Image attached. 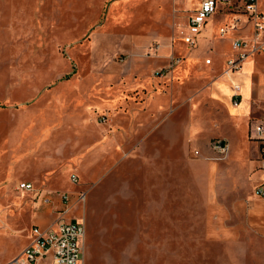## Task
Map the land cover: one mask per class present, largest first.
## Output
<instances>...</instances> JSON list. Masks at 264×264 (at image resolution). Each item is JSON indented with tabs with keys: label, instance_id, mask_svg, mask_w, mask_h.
<instances>
[{
	"label": "crops",
	"instance_id": "crops-1",
	"mask_svg": "<svg viewBox=\"0 0 264 264\" xmlns=\"http://www.w3.org/2000/svg\"><path fill=\"white\" fill-rule=\"evenodd\" d=\"M201 1L189 14L182 37L172 46L164 41L154 58L133 60L119 79L105 77L95 81L87 78L66 82L63 86L68 99L77 92L88 95L81 105L86 112L109 116L107 122L99 123L96 134L90 132L88 125H82V118L77 120L81 127L80 144L96 141L98 168L105 158L120 149L156 144L155 137L165 146L182 150L183 154L167 156L164 162L189 164L190 170L114 174V179L123 181L114 183V190L119 188L124 196L128 194L126 189H131L129 181L134 174L144 180V200L129 203L127 208L140 212L131 241L136 246L148 243V218H157L149 212L159 211L161 259H167L169 264H185L188 260L206 264L214 251L218 252L219 262L224 261L226 253L233 256L246 252L256 256L264 241V196L256 193L264 173L260 167L257 169L259 143L249 134L250 121L264 118V113L254 115L264 97V50L247 58L242 68L234 73L233 83L229 82L223 69L234 52L232 39L249 36L253 24L247 15L222 6L205 24L197 44L189 46L184 41L188 19ZM259 4L264 12V0ZM237 17H241L243 27L220 37V26ZM216 22H219L218 27ZM218 45L226 50L220 53ZM171 56L181 58L171 73L155 75L153 69L168 66ZM207 59L211 61L208 63ZM176 68L177 81L174 80ZM163 79L170 83L166 84ZM94 82L98 83L95 99L89 96ZM76 83L89 85L76 87ZM111 83L115 86L111 87ZM234 84L241 86L238 104L233 102ZM183 109H187V118L181 117ZM18 127V144H24L25 148L40 146L44 151L34 161L24 163L18 172H8L5 180L8 183L10 178L17 176L16 186L19 182L33 184L32 190L23 191L31 192L37 207H43V211L31 226L37 224L45 228L55 221L65 205L61 194L66 190L61 189L58 181L63 173L67 176L71 168L57 160L58 136H53L52 130L56 128L51 123H22ZM72 131L73 125L58 139L62 141L61 154L66 152L69 141L72 144L74 140ZM214 137L228 141L226 154H218L212 148V140L208 142V139ZM193 145L201 148L192 150ZM195 150L199 151L196 155ZM107 175L102 168L101 177ZM42 195L49 196L50 202H39L36 198ZM187 252L190 255L185 257ZM86 255L87 235L82 264L87 262Z\"/></svg>",
	"mask_w": 264,
	"mask_h": 264
},
{
	"label": "rangeland",
	"instance_id": "rangeland-1",
	"mask_svg": "<svg viewBox=\"0 0 264 264\" xmlns=\"http://www.w3.org/2000/svg\"><path fill=\"white\" fill-rule=\"evenodd\" d=\"M199 2L0 0V264H16V255L30 242L31 225L43 211V207H37L31 192L17 189V176L8 183L5 180L8 172H18L24 163L34 161L44 151L40 146L25 148L24 144H18L19 124L38 122L51 123L57 129L52 134L58 139L73 125L74 140L72 144L69 141L64 154L60 153L62 141H56L57 160L71 168L58 182L69 193L80 190L87 193L85 205H74L66 217L83 218L86 223V264H169L167 259H161L160 212H149L157 218H148V243L136 246L131 240L140 212L127 208L129 203L142 202L146 195L142 188L144 180L137 172L192 169L189 164L164 162L167 156L183 154L182 150L165 146L155 137L156 144L120 149L105 158L98 168L96 141L80 144L81 127L77 120L82 118V125H88L90 132L96 134L102 113L86 112L81 105L88 95L77 92L68 99L63 86L66 82L87 78L119 79L133 60L154 58L148 55L150 44L158 42L161 46L167 40L172 46L182 37L187 18ZM225 50L226 47L218 45L220 53ZM177 79L176 68L174 80ZM163 82L170 83L166 79ZM97 85V82L92 84L89 95L94 99L98 97ZM186 110H182V118H187ZM263 113L264 97L254 115ZM216 138L221 137L210 138L208 142ZM196 147L201 148L195 145L191 148ZM102 168L108 174L105 177H101ZM71 172H77L78 184L70 180ZM117 172L136 173L129 181L131 189H126L125 196L119 188L114 190L113 184L122 181L114 179ZM258 250L256 256L246 252L233 256L226 253L221 262L216 258L218 252L214 251L206 264H264V241ZM189 255L187 252L185 257ZM185 264L200 263L188 260Z\"/></svg>",
	"mask_w": 264,
	"mask_h": 264
},
{
	"label": "built area",
	"instance_id": "built-area-1",
	"mask_svg": "<svg viewBox=\"0 0 264 264\" xmlns=\"http://www.w3.org/2000/svg\"><path fill=\"white\" fill-rule=\"evenodd\" d=\"M261 0H202L188 19V33L184 36V41L189 46H195L198 37L205 24L220 7L225 6L227 10L247 15L253 24V31L247 37H237L232 39L233 54L225 62L223 75L233 83V75L242 68L244 61L255 53L264 50V12L260 8ZM243 27L241 17H237L231 23H225L219 28L220 37H226L231 30H237ZM159 48V43H152L148 47V55H155ZM179 56H171L168 66L155 70L157 76L169 75L174 65L180 61ZM211 60L207 59L209 63ZM234 104L240 102L241 86L234 84ZM102 122H107L109 116L101 114L99 116ZM250 137L259 143V167L264 173V118L252 119L250 121ZM212 148L218 154H226L229 149L228 141L222 138H216L211 141ZM199 153L198 150L195 152ZM72 182L78 184L79 176L73 172L70 176ZM17 189L30 191L33 184L29 182H19ZM256 193L264 196V179L256 187ZM64 207L55 221L48 227L33 225L31 227L30 242L15 257L16 264H40L47 262L49 264H82L85 246L87 228L83 218H66L76 204L85 205L87 193L78 191L76 193L62 192ZM39 198V199H38ZM36 198L41 203L50 202L49 196H39Z\"/></svg>",
	"mask_w": 264,
	"mask_h": 264
}]
</instances>
